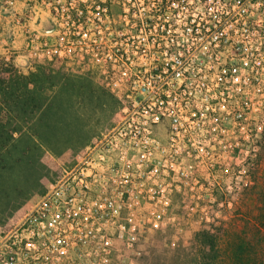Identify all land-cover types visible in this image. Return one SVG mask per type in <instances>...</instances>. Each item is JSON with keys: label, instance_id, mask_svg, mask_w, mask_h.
<instances>
[{"label": "built area", "instance_id": "obj_1", "mask_svg": "<svg viewBox=\"0 0 264 264\" xmlns=\"http://www.w3.org/2000/svg\"><path fill=\"white\" fill-rule=\"evenodd\" d=\"M56 2L37 59L99 80L118 117L0 230V264H112L171 193L212 203L210 176L264 126V0Z\"/></svg>", "mask_w": 264, "mask_h": 264}, {"label": "rangeland", "instance_id": "obj_2", "mask_svg": "<svg viewBox=\"0 0 264 264\" xmlns=\"http://www.w3.org/2000/svg\"><path fill=\"white\" fill-rule=\"evenodd\" d=\"M56 1L0 0V60L12 63L22 73L33 70L36 64L50 62L37 59L35 53L38 39L45 38L58 22ZM22 61L30 64V69H25ZM57 61L66 75L78 73L77 79L87 85L89 78L91 86L90 91L82 88L75 94V110L82 114L78 127L70 125L69 136L63 131L62 143L55 145L56 154L48 151V158L41 156L44 169L40 170L38 185H30L26 201L30 205L43 194L46 182L52 180L54 184L73 167L76 152L81 155L87 145L113 127L118 117L119 101L99 80L87 72L80 73L75 64ZM255 133L254 143H245L247 152L227 159L226 169L210 176L212 203L188 198V190L171 193L170 205L162 207L165 215L157 228L148 226L131 249L116 244L121 251L112 256V264H264V126L252 134ZM200 231H209L214 238V259L209 258L208 263L200 258Z\"/></svg>", "mask_w": 264, "mask_h": 264}, {"label": "trees", "instance_id": "obj_3", "mask_svg": "<svg viewBox=\"0 0 264 264\" xmlns=\"http://www.w3.org/2000/svg\"><path fill=\"white\" fill-rule=\"evenodd\" d=\"M58 64L53 59L22 73L0 60V230L29 208L30 185H38L44 169L41 156L48 158V151L56 154L55 145L62 143L66 132L70 135V125L78 127L82 119L73 101L82 88L90 91L91 80L84 85L77 79L80 74L68 76ZM76 153L75 161L80 156ZM46 184L43 193L52 180ZM197 240L200 258L208 263L215 252L212 233L200 231Z\"/></svg>", "mask_w": 264, "mask_h": 264}, {"label": "crops", "instance_id": "obj_4", "mask_svg": "<svg viewBox=\"0 0 264 264\" xmlns=\"http://www.w3.org/2000/svg\"><path fill=\"white\" fill-rule=\"evenodd\" d=\"M15 13H18V12H15ZM14 18V17H13ZM11 21L13 22V19H11ZM3 30V28H1V31ZM0 35H2V33L0 34ZM22 41H23V39H22ZM1 42L3 43V41L1 40ZM11 43H13V41L11 42ZM27 61V60H26ZM22 64L23 65H26L25 66V69H30V64H27V63H25V61H22Z\"/></svg>", "mask_w": 264, "mask_h": 264}]
</instances>
